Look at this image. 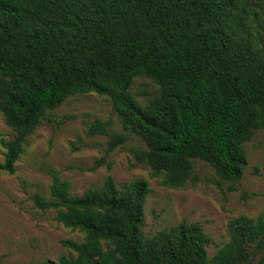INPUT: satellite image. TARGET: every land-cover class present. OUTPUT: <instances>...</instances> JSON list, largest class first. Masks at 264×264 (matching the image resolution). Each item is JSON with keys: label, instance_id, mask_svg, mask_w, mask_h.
<instances>
[{"label": "trees", "instance_id": "16d2710c", "mask_svg": "<svg viewBox=\"0 0 264 264\" xmlns=\"http://www.w3.org/2000/svg\"><path fill=\"white\" fill-rule=\"evenodd\" d=\"M251 0H0V115L13 132L1 140L2 173L13 174L27 138L45 115L74 95L108 97L123 130L138 137L137 163L161 185L194 183L193 161L235 184L247 166L244 145L264 133V48L254 36ZM264 22V21H263ZM144 77L159 89L141 106L129 92ZM93 120L88 136L107 135ZM127 137L109 136L106 152ZM98 162L94 167L101 164ZM109 167H107L108 170ZM53 210L83 241L62 244L73 257L43 264H251L264 247V216L227 224V242L208 259L199 224H179L152 237L141 230L150 190L142 179L102 185L73 196L51 173ZM260 264V263H259Z\"/></svg>", "mask_w": 264, "mask_h": 264}, {"label": "rangeland", "instance_id": "374dc122", "mask_svg": "<svg viewBox=\"0 0 264 264\" xmlns=\"http://www.w3.org/2000/svg\"><path fill=\"white\" fill-rule=\"evenodd\" d=\"M250 9L259 19L250 20L253 34L264 48V0H251ZM129 92L145 106L158 96L159 89L149 79L140 77L132 81ZM93 120L110 123L107 135L86 134V125ZM113 134L124 135L127 140L107 153L106 143ZM12 137V130L0 115V141ZM133 148L143 149L144 144L122 129L106 96L74 95L48 112L27 138L14 173L0 175V264L57 262L61 256H74L63 241H83L81 233L56 221L55 211L42 212L34 206V194L49 198L52 172L68 183L73 196L101 186L107 176L117 187L144 180L150 192L144 204L143 235L152 237L179 224H199L210 240L206 248L208 259L227 242L229 221L239 216H264L263 132L256 131L244 145L247 166L235 184L220 180L206 163L195 160L194 183L168 189L161 185L162 176L134 160ZM3 154L0 144V163ZM100 160L101 164L93 169ZM259 263L264 264V247L257 249L251 260V264Z\"/></svg>", "mask_w": 264, "mask_h": 264}]
</instances>
